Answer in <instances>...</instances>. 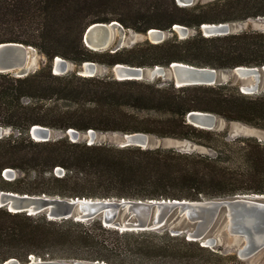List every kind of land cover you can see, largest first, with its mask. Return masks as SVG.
I'll list each match as a JSON object with an SVG mask.
<instances>
[{
    "label": "trees",
    "instance_id": "trees-1",
    "mask_svg": "<svg viewBox=\"0 0 264 264\" xmlns=\"http://www.w3.org/2000/svg\"><path fill=\"white\" fill-rule=\"evenodd\" d=\"M264 17V0H215L181 6L177 0H0V44L31 46L47 61L26 77L0 73V126L13 131L0 139V190L21 195L127 200L224 199L264 195V142L230 140L226 132L188 123L193 111L215 114L264 130V93L248 95L231 82L176 87L173 82L117 80L113 76L56 75L62 57L80 66L113 68L196 67L234 70L264 66V31L204 36V24ZM119 22L146 34L173 32L162 43L94 51L84 42L96 23ZM197 33L180 39L173 28ZM67 133H145L188 140L214 156L176 149L73 142L69 136L36 141V126ZM62 168L64 173L57 174ZM18 176L9 180L5 172ZM77 259L110 264H241L236 253L209 248L170 231L121 232L99 221L50 220L45 215L0 207V264L18 259Z\"/></svg>",
    "mask_w": 264,
    "mask_h": 264
},
{
    "label": "water",
    "instance_id": "water-1",
    "mask_svg": "<svg viewBox=\"0 0 264 264\" xmlns=\"http://www.w3.org/2000/svg\"><path fill=\"white\" fill-rule=\"evenodd\" d=\"M181 6H192L194 0H177ZM115 29L122 33L125 28L117 21L111 23H96L91 25L84 34V42L94 51L111 50L116 52L125 48L126 41L121 38L114 42ZM180 39L191 36L190 29L182 25L173 28ZM204 36H225L236 34L231 23L204 24L201 27ZM170 31L151 29L144 34L151 43H162L169 37ZM34 47L21 43L8 42L0 44V73H14L16 77H26L32 72L28 65L34 55ZM20 52V53H19ZM94 62H85L78 66L62 57L53 61L52 71L56 75H66L77 72L80 76L94 77L98 73ZM117 80H154L171 76L176 87L192 85H221L228 83L230 74L223 70L209 67H196L184 63H174L169 68L156 66L154 68L134 67L117 64L112 69ZM234 79L243 85L240 89L248 95H256L264 88L263 67H237L233 70ZM188 123L195 127L215 130L219 126V116L193 111L187 116ZM7 128L0 126V139L8 136ZM30 134L36 141H50L52 130L36 125ZM67 134L73 142L81 141V133L70 129ZM86 141L89 145L96 144L97 131L89 130ZM152 135L145 133L122 134L120 147L131 146L148 149ZM15 171L8 169L5 177L15 179ZM64 173L62 168L57 174ZM0 207H6L11 212H25L29 215L45 214L50 220H75L88 222L101 220L105 227L115 228L121 232L157 231L169 222L176 221L185 226L173 229L172 235H186L190 241H198L202 246L215 248L218 239L208 236L215 227L221 225L233 237L243 240L237 254L240 259H249L264 249V195H238L224 199L192 200H127V199H88L62 198L47 195L31 196L0 190ZM124 218V219H122ZM188 227H191L188 228ZM4 264H22L12 258ZM28 264H110L105 261H88L77 259L43 260L33 257Z\"/></svg>",
    "mask_w": 264,
    "mask_h": 264
},
{
    "label": "rangeland",
    "instance_id": "rangeland-1",
    "mask_svg": "<svg viewBox=\"0 0 264 264\" xmlns=\"http://www.w3.org/2000/svg\"><path fill=\"white\" fill-rule=\"evenodd\" d=\"M213 1H215V0H194L193 5L207 4V3L213 2ZM231 24L234 25V32L235 33H240V32H244V31H252V30L264 31V17L252 18V19H248L246 21H239V22H234ZM196 33H197L196 29H193V28L190 29L191 36L196 34ZM171 36H173V32H171L169 34L168 38H170ZM121 38H123V40L126 41L125 48H132L138 44H141V43L148 41V40H146L144 34H142V33H137L131 29H126V28H125V30H123V33H122L119 29H115L113 44L115 42H117L118 40H120ZM33 53H34V55L32 56L31 60L29 59L28 65L31 66L32 72H36L42 66L45 65L47 59L38 50H35V52H33ZM69 62H71V61H69ZM98 66H99V70H98V73L95 77L113 76L112 71H111L112 68H109L106 65H98ZM166 68H169V67H166ZM223 71L230 74L229 80H227V82L228 83L231 82L232 85H234L240 89V86L243 85V83L240 80L234 79V76L232 74L233 70H223ZM71 73L77 74V72H75V70H73V72H71ZM9 74L16 77V75L14 73H9ZM113 78H114V76H113ZM156 80H160L162 82H173L171 76L156 78L152 81H156ZM144 81L150 82L151 80H144ZM263 93H264V88L258 94H263ZM258 94H256V95H258ZM215 131L226 132L228 135V138L230 140H234L238 137H255V138H258L260 141L264 142V130H261V129H258L255 127H251L249 125H246V124H243L240 122H228L227 120H225L221 117H219V126L215 129ZM12 133H13V131H11L10 129L7 130L8 135H10ZM67 135H68L67 133H63L61 130H57V129L52 130V139H57V138L64 137ZM121 137H122L121 133L97 132L95 142L98 144H108V145L120 147ZM88 138H89L88 134L81 133V141H87ZM150 139H151V142H150L149 148H152V149H156V148L170 149V148H172V149H176V150L181 151V152H188V153L194 152V153H200V154L210 155V156L215 155V152L212 149L205 147V146H202V145H198V144L191 142V141H188V140H178V139H173V138H159L156 136H151ZM18 174L19 173L15 171V173H14L15 178L18 176ZM39 215H45V214H39ZM122 219H124V218H122ZM93 221L101 222V220L95 219V220L88 221L85 223H91ZM180 227L186 228L185 226H182V224H180L179 222L171 221L164 228L157 230V231L163 232L165 230H168L171 232L173 229H179ZM188 228L191 229V227H188ZM112 229H115V228H112ZM182 236H186V235H182ZM208 236L216 237L218 239V244L215 248L222 247L225 252H232V253L237 254L238 249L243 244V240H241L240 238L231 236L229 233H227L225 231L224 227L221 225L215 227L214 230ZM240 260H241V264H264V249L249 259H240Z\"/></svg>",
    "mask_w": 264,
    "mask_h": 264
},
{
    "label": "bare ground",
    "instance_id": "bare-ground-1",
    "mask_svg": "<svg viewBox=\"0 0 264 264\" xmlns=\"http://www.w3.org/2000/svg\"><path fill=\"white\" fill-rule=\"evenodd\" d=\"M34 52H35V50H34ZM20 53V52H19ZM97 69L99 70V66L97 65Z\"/></svg>",
    "mask_w": 264,
    "mask_h": 264
}]
</instances>
